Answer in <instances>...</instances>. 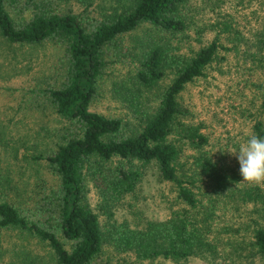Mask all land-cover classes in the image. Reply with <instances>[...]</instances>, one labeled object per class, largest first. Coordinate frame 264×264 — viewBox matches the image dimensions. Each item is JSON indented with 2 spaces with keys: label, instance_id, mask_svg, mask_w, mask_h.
Wrapping results in <instances>:
<instances>
[{
  "label": "trees",
  "instance_id": "16d2710c",
  "mask_svg": "<svg viewBox=\"0 0 264 264\" xmlns=\"http://www.w3.org/2000/svg\"><path fill=\"white\" fill-rule=\"evenodd\" d=\"M55 1L0 0L1 40L20 47L50 41L61 48L63 61L58 80L33 89L62 122L51 145L27 155L45 167L49 179L39 178L34 194L26 196L35 199L26 212L19 206L26 187L22 190L8 174L0 176V231L44 243L52 264H134L156 258L180 263L193 256L208 264L264 262V220L259 219L264 188L241 183L239 174L213 157L204 122L190 119L183 102L186 86L225 58L221 50H230L219 31L202 42V32L215 24L200 26L190 14L193 0H74L65 9ZM143 26L147 36L139 38L136 32ZM190 39L199 45L185 52ZM126 56L131 57L127 79L118 87L115 79L112 86L136 119L127 131L120 117L91 109L107 67ZM152 89L153 97L146 95ZM253 130L264 137L261 119ZM149 166L174 191L176 206L168 216L133 225L100 217L89 201V185L98 195L96 207L111 217L120 201L135 207L132 200ZM8 191H20L19 199L8 198ZM218 209L232 217L246 214L218 227ZM221 229L232 234L223 240ZM19 237L5 247L0 238V264H13L15 257L34 262L33 248Z\"/></svg>",
  "mask_w": 264,
  "mask_h": 264
},
{
  "label": "rangeland",
  "instance_id": "374dc122",
  "mask_svg": "<svg viewBox=\"0 0 264 264\" xmlns=\"http://www.w3.org/2000/svg\"><path fill=\"white\" fill-rule=\"evenodd\" d=\"M74 0H56L60 9H65ZM190 14L202 26L215 24L212 30L202 32V42L211 40L219 31L222 43L230 50H221L225 58L213 62L207 70V75L189 83L182 92L185 105L190 109L189 117L194 122L203 121L202 131L209 136L208 150L224 163L229 173L239 174V163L235 155L229 153L245 142L250 135H255L253 124L261 119L264 124V109L260 107L261 93L264 86V0H193ZM229 28L224 30L223 28ZM147 28L143 26L136 32L137 37L147 36ZM191 35L194 36L193 31ZM127 44L130 41L127 40ZM188 52L197 47L195 39L185 41ZM262 48H259L261 47ZM258 54L253 57L252 53ZM262 59V60H260ZM131 57L126 56L107 67V73L102 79L99 94L91 104V109L106 115L120 117L124 130L127 131L136 119L125 101L112 86L113 80L127 79ZM63 69L61 48L48 41L41 46H16L0 39V170L1 178L5 174L15 178L20 187H26L25 200L19 205L28 212L34 205L33 195L40 179L48 178L45 167L32 162L27 155L39 152L51 145L56 138V132L62 122L54 115L51 108L43 103V96L34 88H44L60 78ZM167 82L169 78L166 79ZM154 90L146 92L153 97ZM33 100H35L33 102ZM19 105V107H18ZM36 107V108H35ZM17 112L16 115L14 112ZM7 170V171H6ZM12 170V172H11ZM10 171V172H8ZM247 183V182H246ZM88 197L93 208L100 212V217L115 225L127 221L133 225L141 220L164 219L168 216L171 206L175 207L174 191L164 182H159L155 176V168L149 166L144 173L138 188L135 207L127 206L126 200L120 201L113 208V215L96 207L97 192L89 185ZM264 188V187H262ZM211 189V186L209 187ZM21 190V191H22ZM20 192V191H19ZM19 192L8 191V198L18 200ZM19 204V203H18ZM138 213L135 214V210ZM216 226L233 223L240 218V211L231 216L229 210H217ZM257 213H253L256 216ZM264 220V216H259ZM143 220V221H144ZM232 231L220 230L223 240ZM15 231L1 230L2 246L13 245L18 237ZM28 247H32L34 262L18 260L13 264H52L49 261L50 249L47 245L34 239L19 237ZM19 242L12 248L19 247ZM222 246L227 247L226 242ZM35 248V249H34ZM26 257V256H25ZM5 263V260L1 262ZM134 264H208L201 257L193 256L186 261L175 263L170 259L156 258L150 261L137 260ZM243 264H251L245 262ZM252 264H264L254 260Z\"/></svg>",
  "mask_w": 264,
  "mask_h": 264
},
{
  "label": "clouds",
  "instance_id": "9594fccd",
  "mask_svg": "<svg viewBox=\"0 0 264 264\" xmlns=\"http://www.w3.org/2000/svg\"><path fill=\"white\" fill-rule=\"evenodd\" d=\"M228 152L237 157L243 182L264 187V137L250 135L238 148Z\"/></svg>",
  "mask_w": 264,
  "mask_h": 264
}]
</instances>
